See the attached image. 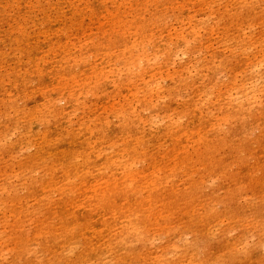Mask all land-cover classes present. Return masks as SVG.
<instances>
[{
    "label": "rangeland",
    "instance_id": "374dc122",
    "mask_svg": "<svg viewBox=\"0 0 264 264\" xmlns=\"http://www.w3.org/2000/svg\"><path fill=\"white\" fill-rule=\"evenodd\" d=\"M165 7L149 32L192 40L159 53L160 94L104 59L128 38L103 14L90 61L4 67L0 264H264V0Z\"/></svg>",
    "mask_w": 264,
    "mask_h": 264
},
{
    "label": "bare ground",
    "instance_id": "6f19581e",
    "mask_svg": "<svg viewBox=\"0 0 264 264\" xmlns=\"http://www.w3.org/2000/svg\"><path fill=\"white\" fill-rule=\"evenodd\" d=\"M163 1L162 3V0H0V85L4 81V75L13 76V72L11 76L6 72L1 75L4 67L11 70L22 67L21 79L23 75L30 76L32 71L38 68L43 76L50 79L57 78L54 73L58 74L56 69H59V66L79 61L78 56L81 52H83L81 60L90 61V48L99 45L96 41L99 36L96 30L99 27L93 23L86 24V19L97 13L103 14L104 17L108 15L107 22L99 23L102 27L106 24L113 26L108 34V31L106 32L108 37L117 41L128 38L126 44H122L120 48L116 47L104 58L112 55L111 58L114 56L116 61L120 62L116 67L117 75L125 76L129 81L136 78L143 82L141 93L144 95L162 93L160 80L149 79L156 70L154 65L157 58L163 51L169 53L171 44L172 55L177 56L179 52L188 49V43L192 40V38L187 40L185 33L176 31L172 34L173 39L168 42L149 32V21L164 19L172 10V7L165 6L178 3V0ZM208 16L210 17L211 13ZM168 17L164 21L168 20ZM117 27L119 30L116 31ZM168 27L169 23L166 28ZM60 36L67 39L65 44L59 40ZM49 50L59 54L57 59H49L47 53ZM84 50L87 52L84 53ZM187 53L184 51V54ZM24 57H27V61L23 60ZM30 63L34 64L32 68H29ZM251 83L257 89L258 80L253 79ZM134 86L133 82L130 83L129 93L136 90ZM152 123L157 124L155 119ZM30 128L31 134L35 138L38 137L37 125L34 123Z\"/></svg>",
    "mask_w": 264,
    "mask_h": 264
}]
</instances>
